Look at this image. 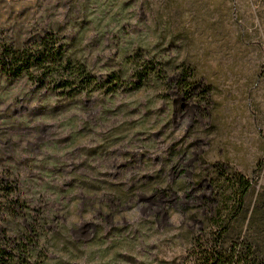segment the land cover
<instances>
[{
    "label": "rangeland",
    "instance_id": "374dc122",
    "mask_svg": "<svg viewBox=\"0 0 264 264\" xmlns=\"http://www.w3.org/2000/svg\"><path fill=\"white\" fill-rule=\"evenodd\" d=\"M46 26L95 84L0 80V264H203L241 241L231 175L264 187V0H0L7 32Z\"/></svg>",
    "mask_w": 264,
    "mask_h": 264
},
{
    "label": "trees",
    "instance_id": "16d2710c",
    "mask_svg": "<svg viewBox=\"0 0 264 264\" xmlns=\"http://www.w3.org/2000/svg\"><path fill=\"white\" fill-rule=\"evenodd\" d=\"M74 46L70 39L61 35L60 29L46 26L22 38L0 27V80L5 81V88L15 84L36 85L34 90L28 91L32 96L42 90L59 91L63 99L92 93L93 69L77 56ZM145 70V74L138 73L140 85L154 75L151 66ZM60 106L66 105H54V108ZM218 172L216 169L213 173V180L217 183V195H221ZM231 178L238 185L235 200L243 219L247 220L246 232L241 235V241L233 242L226 250L222 248V235L217 236L215 245L205 247L209 249L203 251V264H264V187L251 198L252 183L242 175H231Z\"/></svg>",
    "mask_w": 264,
    "mask_h": 264
}]
</instances>
